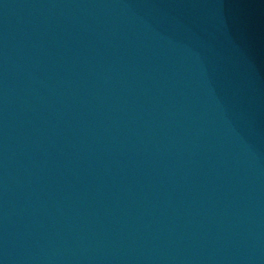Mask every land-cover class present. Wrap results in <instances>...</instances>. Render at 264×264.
Returning a JSON list of instances; mask_svg holds the SVG:
<instances>
[{
	"label": "water",
	"instance_id": "95a60500",
	"mask_svg": "<svg viewBox=\"0 0 264 264\" xmlns=\"http://www.w3.org/2000/svg\"><path fill=\"white\" fill-rule=\"evenodd\" d=\"M0 264H264V0H0Z\"/></svg>",
	"mask_w": 264,
	"mask_h": 264
}]
</instances>
